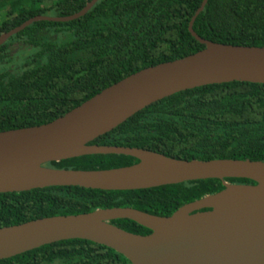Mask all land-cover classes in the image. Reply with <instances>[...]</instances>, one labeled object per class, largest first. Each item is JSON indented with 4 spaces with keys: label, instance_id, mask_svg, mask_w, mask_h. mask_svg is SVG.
I'll return each mask as SVG.
<instances>
[{
    "label": "trees",
    "instance_id": "1",
    "mask_svg": "<svg viewBox=\"0 0 264 264\" xmlns=\"http://www.w3.org/2000/svg\"><path fill=\"white\" fill-rule=\"evenodd\" d=\"M91 1L0 0V36L36 16L74 15ZM202 1L98 0L76 20L38 21L11 36L0 45V132L50 123L134 73L203 50L188 31ZM193 31L217 44L264 48V0H208ZM90 145L137 148L186 161L264 162V84L232 82L176 93ZM137 162L123 155H90L45 166L95 171ZM222 189L219 180H200L135 191L48 187L0 194V228L111 208L166 217ZM111 223L133 234L151 233L130 220ZM0 264L130 263L104 246L67 240Z\"/></svg>",
    "mask_w": 264,
    "mask_h": 264
},
{
    "label": "water",
    "instance_id": "2",
    "mask_svg": "<svg viewBox=\"0 0 264 264\" xmlns=\"http://www.w3.org/2000/svg\"><path fill=\"white\" fill-rule=\"evenodd\" d=\"M36 16L0 36V45L38 21L69 22ZM188 31L205 48L172 62L143 69L109 86L54 121L0 132V194L48 187L135 191L200 180H219L223 189L183 205L166 217L132 208L42 218L0 228V260L67 240L109 248L130 264H264V162L178 160L151 151L90 145L149 105L176 93L232 82L264 84V48L206 41L193 24ZM90 155H123L137 163L110 170H62L45 166ZM246 179L254 184H232ZM130 220L151 233L138 235L111 222Z\"/></svg>",
    "mask_w": 264,
    "mask_h": 264
}]
</instances>
